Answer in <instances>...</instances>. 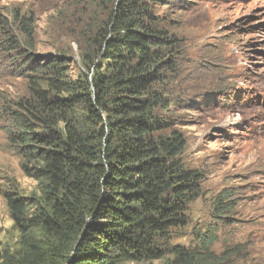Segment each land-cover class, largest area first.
Wrapping results in <instances>:
<instances>
[{
  "label": "trees",
  "instance_id": "1",
  "mask_svg": "<svg viewBox=\"0 0 264 264\" xmlns=\"http://www.w3.org/2000/svg\"><path fill=\"white\" fill-rule=\"evenodd\" d=\"M161 0H70L81 31L72 72L63 53L34 51V18H0V49L25 78L26 96L4 105L8 147L40 194L5 193L21 233L0 264H260L250 242L214 244L231 225L233 188L188 244L190 203L202 174L180 154L167 94L179 40L156 11ZM88 16V20L86 18Z\"/></svg>",
  "mask_w": 264,
  "mask_h": 264
},
{
  "label": "rangeland",
  "instance_id": "2",
  "mask_svg": "<svg viewBox=\"0 0 264 264\" xmlns=\"http://www.w3.org/2000/svg\"><path fill=\"white\" fill-rule=\"evenodd\" d=\"M17 9L34 18V51L63 53L75 72L82 44L68 32L85 28L78 8L70 0H0V18ZM156 11L179 40L167 91L176 117L167 132L174 129L185 138L180 157L202 174L200 197L188 210V236L175 242L188 244L196 231L214 223L216 197L233 188L231 225L214 246L221 250L226 242L248 240L250 259L264 264V0H161ZM11 67L0 49V253L16 250L21 240L5 193L40 194L4 130V105L28 90Z\"/></svg>",
  "mask_w": 264,
  "mask_h": 264
},
{
  "label": "clouds",
  "instance_id": "3",
  "mask_svg": "<svg viewBox=\"0 0 264 264\" xmlns=\"http://www.w3.org/2000/svg\"><path fill=\"white\" fill-rule=\"evenodd\" d=\"M52 54V53H51ZM54 54V53H53Z\"/></svg>",
  "mask_w": 264,
  "mask_h": 264
}]
</instances>
